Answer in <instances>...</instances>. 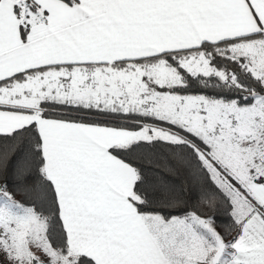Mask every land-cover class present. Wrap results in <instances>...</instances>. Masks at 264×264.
<instances>
[{
  "label": "snow or ice",
  "instance_id": "6c2138e0",
  "mask_svg": "<svg viewBox=\"0 0 264 264\" xmlns=\"http://www.w3.org/2000/svg\"><path fill=\"white\" fill-rule=\"evenodd\" d=\"M0 264H264V0H0Z\"/></svg>",
  "mask_w": 264,
  "mask_h": 264
}]
</instances>
